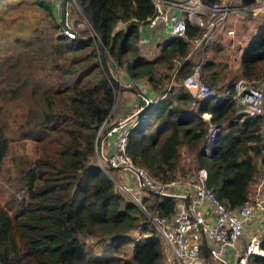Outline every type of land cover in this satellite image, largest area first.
I'll return each mask as SVG.
<instances>
[{
    "label": "trees",
    "instance_id": "1",
    "mask_svg": "<svg viewBox=\"0 0 264 264\" xmlns=\"http://www.w3.org/2000/svg\"><path fill=\"white\" fill-rule=\"evenodd\" d=\"M253 1L240 0V3L248 5ZM34 2L53 19L54 27H58L60 22L53 15V3L49 0ZM76 3L78 14L86 18L99 35L104 49L117 66H122L132 79L145 77L156 93L148 104L141 92L138 95L143 109L127 133L126 144V152L134 163L146 168L158 180L175 181L180 164L179 148L185 144L193 151L195 165L191 179L196 170L204 168L205 185L225 204L235 208L246 202L258 163L264 165V111L234 122L231 121L233 102L229 96L221 101H215L214 97L196 99L183 85L182 78L203 56V52L187 57L191 48L189 40L170 37L158 44L157 55L151 58L141 55L137 44L139 28L154 13L151 0H76ZM119 21L124 26L114 30ZM187 25L190 36L201 33V29L189 21ZM54 41L56 44H51V47L58 53L80 51L88 45L81 37H55ZM34 42L38 51L49 47L42 43L41 38ZM128 52L130 55L126 56ZM239 62L238 77L248 81L261 80L258 84L264 93V14L259 29L243 47ZM213 65L210 58L202 64V70L209 71V84L218 90L216 94L227 92L230 95L235 78L226 82L225 91L221 90ZM171 78L173 81L168 87ZM44 83L46 87L42 85L45 88L43 91H47L48 95L44 96L45 111L35 139L51 144L56 138L45 139L52 133L49 123L58 121V117H54L57 111L53 108L59 98L46 81ZM30 84L35 91L40 82L34 80ZM7 87L10 86L4 88ZM116 87L117 83L105 74L90 85L76 86L69 108L71 115L63 127L66 136L61 139V145L57 144L51 155L41 149L43 157L36 155L24 171L25 194L29 198H37L34 212L46 207L53 215L46 216L54 218L47 237L55 241V245L46 250L48 253L40 247H35L33 251L44 254L42 264H162L161 239L157 231L134 203L124 201V196L115 189L114 181L94 160V137L99 124L112 109ZM203 112H210L211 122L222 123L217 149L212 155H206L202 149L208 130ZM7 146L6 136L1 132L0 170ZM145 198L151 201L148 205L156 206L159 217H171L175 212L177 199L173 196L150 192ZM44 211L41 212L46 213ZM2 215L7 216L4 212ZM30 226L37 227L33 223ZM10 227L11 221L4 229L9 230ZM134 229L139 230L138 237L130 234ZM79 230L96 243L109 242L105 251L100 256L87 254L83 249L77 251L83 246L75 242ZM128 243L132 244L131 254L127 257L117 254L120 246ZM30 244L29 241L28 248ZM260 245L264 248V238ZM0 246H5L0 251V264H25L22 257L29 258V249L17 243L14 231L7 243L0 241ZM206 251L203 247L204 255ZM248 259L255 264H264V256L251 254ZM33 260L36 262L34 257Z\"/></svg>",
    "mask_w": 264,
    "mask_h": 264
},
{
    "label": "rangeland",
    "instance_id": "2",
    "mask_svg": "<svg viewBox=\"0 0 264 264\" xmlns=\"http://www.w3.org/2000/svg\"><path fill=\"white\" fill-rule=\"evenodd\" d=\"M49 1L51 4L53 3V0ZM58 7L57 5L54 6L53 15L55 20L58 19L60 22L63 18V10L60 6ZM67 7L69 8L70 17L81 24L79 26V37L85 39L88 45L80 51L66 50L58 53L57 50H52L51 47V44H56L54 39L58 37V27H54L53 19L34 0H3L0 2V8H3V10H0V133L2 132L6 136L8 145L0 170V222L1 226H3L2 232H0V241L7 243L8 238H11L14 231L17 243L22 248L30 251L28 259L22 257V262L25 264H42L44 254L33 252L34 248L40 247L41 250L45 249L46 251L51 245H55V241L47 237L52 230L54 218H48L46 214L53 216L52 212L47 211L46 207H41L38 212H34L37 206L35 199L37 198H29L25 194L23 187L24 171L30 162L35 159L36 155L43 157L41 149L42 152L51 155L54 153L53 149L56 148L57 144L58 146L61 145V139L66 136L65 128L63 127L67 125L71 115L69 108L71 98L74 95L73 89L76 86L90 85L101 74H105L113 77L114 80L118 79V81H115L117 87L111 118L106 119L108 114L104 118L105 123L103 125L104 119L102 120L94 137V160L97 164V139L103 135L105 127L110 122H114L113 119L115 117L113 115L117 111L116 103L122 97L120 88L126 82L124 78L125 69L122 66H117L118 64L115 66L112 61L113 58L104 48L101 50V43L94 39L88 30H85L84 17L78 14V8L72 0L67 1ZM232 16L235 15L233 14ZM261 17L259 18L260 20ZM236 20L239 23L245 19ZM260 20H251V24L254 26V30L251 33L242 35L239 38L236 36L235 39L232 38L233 42H224L225 48L222 53H220L222 49H216V47L212 52L209 51V46L203 51V56H201L203 61L206 58L213 60V69L217 72L221 90L225 91L226 82L231 78H235L233 80L234 85L241 78L238 77L240 55L243 47L259 29L258 23ZM123 26V22H118L115 29H120ZM227 37L230 36L223 33L221 42L225 41ZM40 38L45 46H49L48 49L38 51L34 41H38ZM148 49L149 47L144 46L141 48L142 51L138 48V52L140 51L141 55L149 57L158 54L154 50L147 53ZM229 50L232 51L229 52ZM129 55L130 52L126 54V56ZM230 55L233 57L230 58ZM105 62L108 63L110 71L106 68ZM207 74H209V71H203V76L209 83ZM236 75L237 77H235ZM43 79L59 98L57 101L58 107L54 104L53 108L57 111L54 117H58V121L49 123L52 133L48 134L45 139L56 138V141L51 144L48 142L42 143L40 139H35L40 132L39 124L42 122L45 111L46 102L44 96L48 95L47 91H43L44 87H46ZM34 80L40 82L39 87L35 91L30 84ZM172 81L169 80L168 85ZM118 82L121 83L119 87ZM250 82L259 85L258 83L261 80L252 79ZM6 85L10 87L4 88ZM211 87L215 93L218 91L212 85ZM178 160L180 164L176 170V181L184 182L190 180L193 176L191 173L195 165L192 149L182 144L179 148ZM112 172L114 175L119 176L115 170ZM257 173L259 175L264 174V165L260 162L258 163ZM193 179H195V176ZM175 185L186 186V183H175ZM115 189L120 192L117 187ZM124 201H126L125 197ZM147 203L151 204L150 202ZM44 210L46 213L41 212ZM3 212L6 213V217L2 215ZM9 221H11L13 229L10 227L9 230H5V225ZM32 223L37 225V227H29ZM138 232L139 230L134 229L130 234L133 237H138ZM29 241L31 243L30 248L27 245ZM75 242L78 245H83L78 247L77 251L83 249L87 254L96 256H100L109 243H96L93 238L80 230L76 234ZM4 248L5 246H0V251ZM131 248V243L123 244L117 254L127 257L131 254ZM33 257L36 262H34ZM161 263L164 264L163 258H161Z\"/></svg>",
    "mask_w": 264,
    "mask_h": 264
},
{
    "label": "built area",
    "instance_id": "3",
    "mask_svg": "<svg viewBox=\"0 0 264 264\" xmlns=\"http://www.w3.org/2000/svg\"><path fill=\"white\" fill-rule=\"evenodd\" d=\"M72 1L79 10L76 0ZM151 2L154 6V13L148 17L145 24L153 29L165 28L172 37L189 40L192 48L200 49V52H203L211 44L212 39L218 37L223 31H226V34L230 36L235 34L234 26H228L231 13L247 14L255 18L264 14V0H254L248 5L241 4L240 0L210 2L203 0H151ZM187 21L200 28L201 33L190 36ZM80 25L70 17L66 4L64 17L57 29L58 37H79ZM84 25L85 30H88L91 36L102 44L99 35L92 29L86 18H84ZM138 44L141 48L147 46L149 47L148 51L150 50V44L145 42ZM112 61L116 66L114 59ZM202 64L203 60L200 57L182 78L183 85L196 99L214 97L215 101H221L229 96L233 102L231 121L234 122L263 113L264 93L260 84L256 85L247 79L240 78L235 83L230 95L227 92L216 94L203 76ZM105 65L110 71L107 62ZM111 78L114 80L113 77ZM114 81H118V79ZM120 84L118 82V87ZM143 98L146 104L153 100L147 96H143ZM111 111L106 119L111 118ZM139 112L138 109L105 127L103 135L97 139L96 159L100 168L114 181L115 187L126 199H129H127L128 201L138 207L149 225L157 231L161 239V254L164 264H255L248 258L251 254L264 256V248L260 245L264 233L249 236L241 251L237 250V244L243 236L245 225L252 218L256 202L248 199L241 206L235 208L225 204L211 188L205 185L206 171L204 168L196 170L194 182L191 184L192 191L188 193L184 190L181 192L174 190L175 181L158 180L146 168L136 165L126 152V144L127 133L136 121ZM209 117V115L205 116L208 130L202 143V149L206 155H212L216 151L217 139L222 127V123L215 124L209 120ZM104 123L105 119L102 125ZM114 133H116L115 137L110 141L108 137ZM109 146L113 147L111 151H108ZM113 170L131 173L136 179L137 186L149 193L175 197L177 202L173 215L159 217L156 206L148 205L142 198H139L138 191L130 184L123 182L125 179L122 176L114 175ZM182 187L186 188V186ZM186 197L189 200H186ZM185 202L188 203V207ZM187 210L191 212V215L187 213ZM203 247L207 250L206 255L203 254ZM228 248H231V251H235V253L229 255Z\"/></svg>",
    "mask_w": 264,
    "mask_h": 264
},
{
    "label": "crops",
    "instance_id": "4",
    "mask_svg": "<svg viewBox=\"0 0 264 264\" xmlns=\"http://www.w3.org/2000/svg\"><path fill=\"white\" fill-rule=\"evenodd\" d=\"M64 1L66 2V0H53V10H54V6L57 5L61 7V9L63 10V3ZM59 8V7H58ZM55 11V10H54ZM177 12L178 9H176ZM63 12V11H62ZM235 16H232V15ZM263 16V15H262ZM62 17H64L62 15ZM261 16L255 18L252 17L251 15H247V14H236L231 13V15L229 16L228 19V26H234L235 28V34L233 36L227 37V39L223 42H221V37L223 35V33H226V31H223L218 37L212 39V41L210 42L211 44L208 47L209 51H213V49L216 47V49H222L220 51V53L223 52L224 50V42H233L232 38L235 39V37L237 36V38L242 37V35H246L251 33L254 30V26H252L253 24H251V20H260ZM245 19L244 21H240L238 23V21L236 19ZM260 24V22L258 23ZM117 25V24H116ZM172 37L171 34L168 33V31L165 28H150L149 26H147V24H142L140 25L139 28V38H138V42H145L150 44V50H147V53H150V51H155L158 52V44L162 43L163 40ZM233 45V43H231ZM139 50H141L140 45L138 44ZM232 50H229V52H231ZM200 53V49H193L192 46L190 48V51L188 52L187 57L193 56L195 54H199ZM145 56V55H143ZM146 58H151L149 56H145ZM233 56L230 55V58H232ZM240 61V60H239ZM125 84L122 85L121 92H122V97L120 99V101H118L116 103V109L117 111L114 113V122L115 120L119 119V118H123L129 114H131V112H135L138 109L141 111L142 109H140L142 107V105H140V99H139V92H141L142 96H147V97H155L156 93L152 90L150 84L148 83V81L146 80L145 77L143 78H139V79H132L128 76V74L125 72ZM121 95V94H120ZM140 113V112H139ZM210 116V112H203L202 113V117L205 119V116ZM112 120V121H113ZM110 122V121H109ZM111 123V122H110ZM115 134H112L111 136L113 137H108L109 140H113V138L115 137ZM111 145V144H110ZM113 149V147L109 146L108 151H111ZM119 176H122L125 179V182L127 184H130L133 188H135L138 193V197L142 198V200H144L145 202H151L149 199H146L145 197H148L149 192L145 191L142 188H139L137 186V184L135 183L136 179L133 177V175L131 173H128L126 171H122V170H115ZM258 172V171H257ZM254 175V179L250 182L249 185V193H248V199L250 200H254L256 202V206L253 210V215L251 220L245 225L244 227V231H243V236L240 238V240L238 241L237 244V250H240L244 248L248 237L251 236L252 234H262L264 233V174L259 175V173H257ZM196 174V173H195ZM194 174V176H195ZM194 182L193 179L190 180H186L184 182H177L175 180V183H186V188L184 189L182 186L176 185V187L174 188V190L181 192L182 190L187 191L189 193V191H192V183ZM144 198V199H143ZM186 200H189V198L186 197ZM206 209L209 211V208L206 206ZM228 253L229 255H233L235 253V251H231V248H228ZM207 253V251H206ZM206 255V254H205ZM228 255V257H229Z\"/></svg>",
    "mask_w": 264,
    "mask_h": 264
},
{
    "label": "water",
    "instance_id": "5",
    "mask_svg": "<svg viewBox=\"0 0 264 264\" xmlns=\"http://www.w3.org/2000/svg\"><path fill=\"white\" fill-rule=\"evenodd\" d=\"M65 6H66V2L64 1V3H63V10H65ZM185 205H186V207H188V203L187 202H185ZM187 213L189 215H191V212L189 210H187Z\"/></svg>",
    "mask_w": 264,
    "mask_h": 264
},
{
    "label": "clouds",
    "instance_id": "6",
    "mask_svg": "<svg viewBox=\"0 0 264 264\" xmlns=\"http://www.w3.org/2000/svg\"><path fill=\"white\" fill-rule=\"evenodd\" d=\"M66 4H67V2H66ZM63 15H64V10H63ZM119 22H121V21H119ZM118 23V22H117ZM116 27V26H115ZM114 30H118V29H115L114 28ZM83 39V38H82ZM102 45V47H101V50L104 48V46H103V44H101ZM112 123H114V122H112ZM121 193V192H120ZM122 194V193H121ZM123 195V194H122ZM124 196V195H123ZM127 200V199H126Z\"/></svg>",
    "mask_w": 264,
    "mask_h": 264
}]
</instances>
